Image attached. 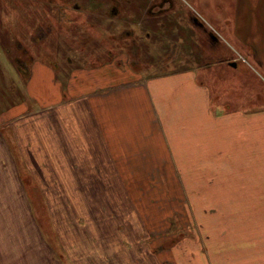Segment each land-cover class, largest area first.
Segmentation results:
<instances>
[{
  "label": "rangeland",
  "instance_id": "1",
  "mask_svg": "<svg viewBox=\"0 0 264 264\" xmlns=\"http://www.w3.org/2000/svg\"><path fill=\"white\" fill-rule=\"evenodd\" d=\"M249 15L263 20L264 0H0V109L20 99L34 60L62 75L110 57L149 76L196 68L214 108L264 111V23L255 40ZM259 138L264 149V129ZM253 169L264 190V161ZM99 176L20 193L0 183V264H235L254 208L264 210L263 190H241L236 167L213 166L183 192Z\"/></svg>",
  "mask_w": 264,
  "mask_h": 264
},
{
  "label": "crops",
  "instance_id": "2",
  "mask_svg": "<svg viewBox=\"0 0 264 264\" xmlns=\"http://www.w3.org/2000/svg\"><path fill=\"white\" fill-rule=\"evenodd\" d=\"M244 22L261 28L264 17ZM239 33L250 37L248 27ZM123 61L109 57L61 75L55 64L34 60L20 99L0 109V183L17 193L26 182L92 183L103 168L109 178L96 182L129 189L169 182L177 191L197 182L193 176L209 177L213 166L225 173L236 167L241 190L264 197L253 173L264 161V111L214 108L196 68L149 76ZM254 210L235 264H264V210Z\"/></svg>",
  "mask_w": 264,
  "mask_h": 264
},
{
  "label": "water",
  "instance_id": "3",
  "mask_svg": "<svg viewBox=\"0 0 264 264\" xmlns=\"http://www.w3.org/2000/svg\"><path fill=\"white\" fill-rule=\"evenodd\" d=\"M231 65L236 67L237 63L236 62H231Z\"/></svg>",
  "mask_w": 264,
  "mask_h": 264
}]
</instances>
